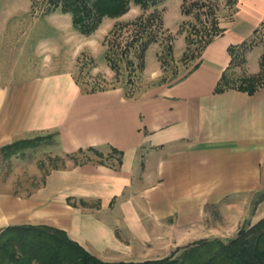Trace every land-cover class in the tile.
Here are the masks:
<instances>
[{
  "label": "crops",
  "instance_id": "obj_1",
  "mask_svg": "<svg viewBox=\"0 0 264 264\" xmlns=\"http://www.w3.org/2000/svg\"><path fill=\"white\" fill-rule=\"evenodd\" d=\"M263 20L264 0H237L196 68L130 98L119 87L85 91L70 70L2 83L0 53V148L56 132L67 159L43 175L34 170L41 181L31 190L1 179L0 230L49 225L103 261H135L154 259L146 251L152 244L226 240L264 217V87L214 92L230 61L227 47ZM259 70L256 63L249 73ZM108 145L123 152L117 168L67 156ZM17 156L0 154L1 162Z\"/></svg>",
  "mask_w": 264,
  "mask_h": 264
},
{
  "label": "rangeland",
  "instance_id": "obj_2",
  "mask_svg": "<svg viewBox=\"0 0 264 264\" xmlns=\"http://www.w3.org/2000/svg\"><path fill=\"white\" fill-rule=\"evenodd\" d=\"M191 1H186V9L190 8ZM182 2L164 0L156 7L162 27L155 41L148 45L143 64H139L132 48H129L128 57L136 65L132 68L125 64V57H121L129 43L130 27H120L108 36L109 31L115 24L133 22L141 14H149L152 9L143 12L130 0L125 14L118 18H103L92 33L85 35L72 26L69 13L59 10L47 12L46 0H0L1 71L3 80H6L2 83H8L7 80L12 78L30 77L45 68L51 71L70 70L78 84L88 90L119 87L124 92L132 91L134 96L157 84L174 82L199 60L200 38L208 27L205 7L200 6V16L197 18L195 7L187 14L182 12ZM210 4L218 25L227 27L233 19L235 5L228 0H210ZM240 22L239 16L230 29L241 31L237 26ZM106 36L108 38L105 41ZM108 46L112 47L110 54L118 63L116 69H112L105 58ZM256 63H259L260 70L264 69V22L242 47L236 49L227 74L239 83L240 78L254 75L249 73V69ZM262 74L260 81L264 85V71ZM46 140L51 142L28 149L8 161L1 162L0 158V181L13 178L18 184L17 190H31L41 181V177L33 176L34 170H40L43 175L54 166H63L67 159L60 152L56 138ZM89 155L98 160L96 156ZM175 247L171 243L160 246L152 244L146 251L160 258Z\"/></svg>",
  "mask_w": 264,
  "mask_h": 264
},
{
  "label": "trees",
  "instance_id": "obj_3",
  "mask_svg": "<svg viewBox=\"0 0 264 264\" xmlns=\"http://www.w3.org/2000/svg\"><path fill=\"white\" fill-rule=\"evenodd\" d=\"M163 1L132 0L143 12L149 9L152 11L149 14H141L133 22L115 24L109 31L108 36L115 33L120 27L125 25L130 27L128 32L130 35L129 43L121 55V57H125V64L128 66L136 67L131 58L128 57L129 48H132V53L139 64H143L144 53L148 45L155 41L156 34L162 27V19L156 7ZM186 1L183 0L182 2L184 14L195 7L198 18L200 16L199 9L202 6L206 8L208 15L206 19L208 27L200 38V57L203 49L215 37L222 35L225 28L218 25L210 0H193L189 2V9L184 6ZM228 1L234 5L237 2V0ZM129 4L130 0H46V11L59 10L63 13H69L72 26L81 34L87 35L99 26L103 18H118L125 14L129 9ZM108 36H106L105 41ZM245 42L246 40L239 44H230L227 47L230 61L221 73L214 92L237 89L252 94L257 89L264 87L260 81L264 69L259 70L257 74L240 78L239 83L227 74V69L234 59L236 49L242 47ZM112 50V47L108 46L105 58L110 63V67L116 69L118 63L110 54ZM198 64L199 61L187 73L196 68ZM83 89L93 92L107 88ZM125 96L130 98L134 95L132 91H129L125 92ZM52 137L56 138L57 133L15 139L2 146L0 154L4 158L24 154L28 149H34L43 143L51 142V140L47 141L46 139ZM105 148L106 150L94 146L79 148L67 156L75 164L94 161L117 168L121 164L123 152L110 145ZM89 154L96 156L98 160L92 159ZM106 160L112 162L106 163ZM263 197L264 193L259 195L258 200ZM0 264H264V217L252 225L241 226L234 236L226 240L202 238L177 246L168 255L160 258L113 262L103 261L92 255L62 229L49 225H8L0 230Z\"/></svg>",
  "mask_w": 264,
  "mask_h": 264
}]
</instances>
